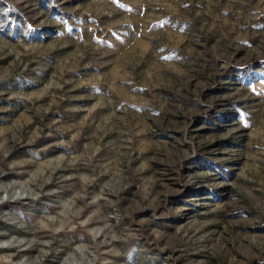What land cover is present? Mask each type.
I'll return each mask as SVG.
<instances>
[{
	"label": "rangeland",
	"instance_id": "rangeland-1",
	"mask_svg": "<svg viewBox=\"0 0 264 264\" xmlns=\"http://www.w3.org/2000/svg\"><path fill=\"white\" fill-rule=\"evenodd\" d=\"M0 264H264V0H0Z\"/></svg>",
	"mask_w": 264,
	"mask_h": 264
}]
</instances>
